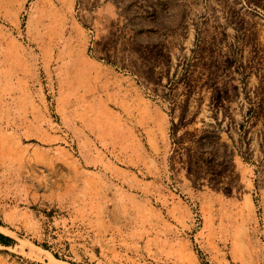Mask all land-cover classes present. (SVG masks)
I'll return each instance as SVG.
<instances>
[{"label": "rangeland", "instance_id": "obj_1", "mask_svg": "<svg viewBox=\"0 0 264 264\" xmlns=\"http://www.w3.org/2000/svg\"><path fill=\"white\" fill-rule=\"evenodd\" d=\"M0 264H264V0H0Z\"/></svg>", "mask_w": 264, "mask_h": 264}, {"label": "trees", "instance_id": "obj_2", "mask_svg": "<svg viewBox=\"0 0 264 264\" xmlns=\"http://www.w3.org/2000/svg\"><path fill=\"white\" fill-rule=\"evenodd\" d=\"M10 242H11L10 239H8V238L3 237L2 235H0V244L8 245Z\"/></svg>", "mask_w": 264, "mask_h": 264}]
</instances>
